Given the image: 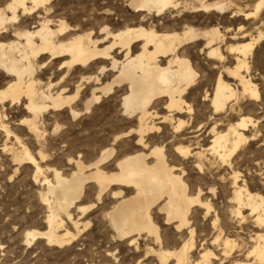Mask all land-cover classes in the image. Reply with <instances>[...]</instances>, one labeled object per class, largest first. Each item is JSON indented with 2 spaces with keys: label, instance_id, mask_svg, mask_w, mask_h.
<instances>
[{
  "label": "bare ground",
  "instance_id": "6f19581e",
  "mask_svg": "<svg viewBox=\"0 0 264 264\" xmlns=\"http://www.w3.org/2000/svg\"><path fill=\"white\" fill-rule=\"evenodd\" d=\"M57 1L0 0V131L6 139L11 136L3 122L6 105H23L29 118L22 122L37 138L41 137L37 119L48 110L67 109L75 118L78 113L71 104L80 95L81 83L73 95H67L65 89L53 92L52 83L43 84L41 78L55 66L58 72L97 67L100 76L112 72V80L91 88L84 110L89 112L99 101L96 92L111 94L125 86L123 113L135 117L137 125L112 140L116 143L133 134L137 149L118 158L113 174L102 170L115 154L111 146L88 165L75 161L76 171L67 178L56 170L53 180L43 178L39 199L48 212L46 229L27 232L25 243L43 239L47 245L63 247L74 241L81 233L80 219L74 218L70 209H77L83 216L93 208L78 204L85 185L93 182L98 188L96 202L110 199L103 218L114 238L135 249L142 236L148 238L150 246L144 250L156 257L158 264H264V196L250 193L231 168L237 152L254 140L249 127L256 122L243 116L237 121L232 115L226 118L244 98L261 101L250 60L264 32L258 31L253 37L239 26L235 34H229L227 28L221 32L219 23L210 29H198L189 22L180 31H167L165 26L151 22V17L173 11L224 16L232 0H127L136 25L127 19L130 25L115 29L109 26L110 11L96 13V21L86 19L90 14H83L85 20L72 26L65 13L60 14L62 17L54 9ZM263 6L264 0H257L250 12L237 9L230 19L257 18ZM191 47L205 58L207 73L215 76L213 86L198 82ZM87 80L99 82L98 77ZM194 89L200 90L206 111L200 122L187 103ZM157 107L165 114H159ZM167 128L172 132L170 148L153 142L150 145L153 138L149 135L164 134ZM6 143L2 151L10 154L16 166H33V182L37 183L40 168L28 149L15 150ZM190 162L200 175L231 169V196L222 222L210 200L216 197V191L189 190L185 183L183 176ZM112 185L117 189L108 190ZM63 218L76 234L65 228ZM164 230H171L172 237L164 235Z\"/></svg>",
  "mask_w": 264,
  "mask_h": 264
},
{
  "label": "rangeland",
  "instance_id": "374dc122",
  "mask_svg": "<svg viewBox=\"0 0 264 264\" xmlns=\"http://www.w3.org/2000/svg\"><path fill=\"white\" fill-rule=\"evenodd\" d=\"M208 1L214 3V0ZM256 1L232 0L230 11L224 16L216 13L206 15L173 11L171 14L166 13L158 18L153 16L150 21L165 26L167 31H180L183 25L188 22V25L198 29H210L219 23L222 26L221 32L226 31L227 28L231 30L228 31L229 34H235L238 27L243 26L247 34L255 37L258 31L264 32V6L257 18L244 20L243 17L240 19H230V17L231 13L237 9L244 13L250 12ZM126 2L127 0H58L55 2L54 9L58 15L65 13L68 24L72 26L80 23L83 19L85 20L89 14L90 16L86 19L96 21V13L110 11L113 15L109 26L115 29L126 23L129 24V22L133 26L136 25L137 21ZM179 13L181 14L179 15ZM83 14L86 15L85 18H83ZM60 16L63 17V15ZM229 44L231 42L227 40V46ZM190 50L193 57L191 60L198 67V82L213 86L215 76L207 73L205 58L199 56L197 50L193 49L192 51V47ZM253 57L250 60L251 76L253 82L257 84L261 101L254 103L244 98L235 106L233 113L226 115V118L232 115L233 120L237 121L243 116L252 119L254 123L256 122L253 124L254 126L249 127L250 133L255 135L254 140L237 152L232 160L231 168L239 174L240 184L244 182L250 193L264 196V37L255 47ZM92 68L86 70L77 67L68 72H58V68L55 66L41 78L43 84L52 83L53 92L65 89L67 95H73L79 83L82 87L79 99L77 98L71 104L72 110L78 115L73 118L67 109L48 110L37 119V126L41 134L39 138L35 137L22 122L29 118L25 114L23 105H13V107L6 105L4 109L3 122H6L5 124L10 129L11 136L6 139L3 132L0 131V264H158L156 257L147 254L144 250L150 246L148 238L144 236L140 238L138 249L129 247L126 242H119L114 238L112 228L103 218V213L108 210V205H110V199L108 196V198L104 197L103 202L98 204L96 202L98 188L93 182H88L89 184L85 185V194L78 203L82 207L93 205L91 211L89 210L82 216L77 209H70L72 216L80 219L81 233L74 241L63 247L47 245L43 239H37L30 245L25 243L27 232L33 230L43 232L46 229L45 218L48 212L46 205H43L39 199V193L43 192L41 183L43 178L53 180V170L67 178L76 171L75 161H82L84 165H88L98 157L103 149L111 146L114 148L115 154L111 160L109 159L110 161L108 160L102 165V170L107 174H113L116 172L114 171L116 170L115 162L118 158L131 154L137 149L135 146L136 136L133 134L116 143H113L112 140L118 135L135 130L137 125L135 117H129L123 113L121 98L125 93V86L115 88L111 94L102 95L100 92H96L101 100L94 103L89 112L84 110V104L93 89L97 86L100 87L101 83L108 82L107 80L111 81L113 75L112 72L106 71L100 76L97 67ZM63 76L65 79L60 82ZM90 77H98L99 82L87 80ZM192 94V97L187 99V103L191 105L192 114L200 122L206 113L201 102V92L194 89ZM194 98L196 100H193ZM157 112L161 115L165 114L161 107H157ZM8 122L9 124H7ZM171 133L170 128H167L164 134L161 132L149 135L153 138L150 145L152 142L156 145L163 144L168 150L171 146ZM149 136L146 137V140ZM206 136L207 134L203 137ZM5 143L15 150H21L23 147L28 149L40 168L41 175L37 183L33 182L35 168L28 164L14 165L10 154L2 151ZM191 164L190 162L186 165L187 169L183 176L185 183L189 190L214 189L216 191V197L210 198V200L222 222L225 218L224 215L228 212V200L231 196V186L228 181L231 169L221 168L217 173L200 175ZM116 189L117 186L112 185L108 190ZM63 219L66 222L65 228L71 230L72 234H76L73 227L65 218ZM86 224L88 225L84 228ZM164 231V235L172 237L171 230Z\"/></svg>",
  "mask_w": 264,
  "mask_h": 264
}]
</instances>
